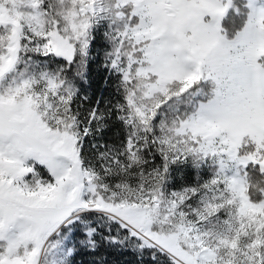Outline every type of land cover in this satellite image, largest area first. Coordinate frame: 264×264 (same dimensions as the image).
Instances as JSON below:
<instances>
[{"label":"snow or ice","instance_id":"snow-or-ice-1","mask_svg":"<svg viewBox=\"0 0 264 264\" xmlns=\"http://www.w3.org/2000/svg\"><path fill=\"white\" fill-rule=\"evenodd\" d=\"M109 250L264 264V0H0V264Z\"/></svg>","mask_w":264,"mask_h":264},{"label":"trees","instance_id":"trees-1","mask_svg":"<svg viewBox=\"0 0 264 264\" xmlns=\"http://www.w3.org/2000/svg\"><path fill=\"white\" fill-rule=\"evenodd\" d=\"M93 59L89 65V79L91 81L90 93L93 94V98L96 97H109L112 94V87L105 85L104 78L107 73L101 66L103 51L101 41H97L93 46ZM104 255L107 257L109 264H135V257L129 253H119L109 250ZM99 256H94L89 252H82L75 256L74 264H91L94 259H99Z\"/></svg>","mask_w":264,"mask_h":264}]
</instances>
